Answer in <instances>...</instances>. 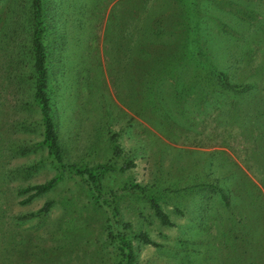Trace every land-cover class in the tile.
<instances>
[{
	"label": "rangeland",
	"instance_id": "obj_1",
	"mask_svg": "<svg viewBox=\"0 0 264 264\" xmlns=\"http://www.w3.org/2000/svg\"><path fill=\"white\" fill-rule=\"evenodd\" d=\"M28 1L0 0V264H115L110 232L129 236L130 264H264V177L254 159L264 148L238 137L237 123L207 117L239 97L253 98L252 107L264 103V73L250 70L264 64V0H170L181 13L185 2L186 14L173 27L166 23L167 32L150 28L145 64L151 55V66L136 70L105 52L103 28L116 0H107L96 20L71 26L80 34L96 26L91 50L78 45L67 53L51 12L47 64L60 143L67 162L114 166L101 177L102 204L77 174L57 170L40 143ZM65 3L68 28L77 9ZM155 14L148 15L155 20ZM219 72L225 81H217ZM203 84L207 94H197ZM180 91L182 104L168 101ZM113 133L118 155L111 151ZM126 161L133 166L120 169ZM57 175L51 189L21 202L28 192L20 188ZM131 184L152 193L173 224L161 223ZM218 187L229 194V206ZM48 200L50 208L40 211ZM139 232L157 245L143 243Z\"/></svg>",
	"mask_w": 264,
	"mask_h": 264
},
{
	"label": "trees",
	"instance_id": "obj_2",
	"mask_svg": "<svg viewBox=\"0 0 264 264\" xmlns=\"http://www.w3.org/2000/svg\"><path fill=\"white\" fill-rule=\"evenodd\" d=\"M107 0H72L74 3V8L77 9V12L70 14L69 20L70 25L67 28L65 25V10L67 5L65 0H55V7L50 8L49 2L47 0H29L27 5L28 13V31L30 36V54H31V72L33 77L32 82V99L39 111V123L42 128V139L40 143L46 148L50 163L56 167L57 170L69 169L77 174L82 182L87 186L89 192L92 194L94 201L98 204L103 202L100 200V193L102 192L101 186V177L107 170L115 169L113 165H110L108 162L96 163L93 165H87L79 162H67L64 158V149L60 143L57 122L55 120V113L53 112V106L51 103L50 91H49V69H48V51L46 46L47 33L48 29L52 27L51 25V12L56 11L58 15L57 22L55 27L59 31L63 41H67V53L68 49L72 52L75 51V48L79 45L82 50L93 47L94 34H96V26L89 27L87 29H82L83 34H80L77 31L71 33L72 25H85L86 20L92 21L96 20L98 16H101L103 13V6L107 3ZM163 3L156 5L154 8H150L155 2L158 3V0H155L154 3L148 0H116L113 3L109 10L105 20L103 28V40L104 46L106 47L105 52L109 58H116L120 56L121 60L126 58V64L129 67L136 69L144 68L145 66H151V61L153 57L150 55L146 60L145 58L150 53V49L147 48L146 42L150 40L151 30L155 32L164 33L172 28H168L166 23H170V26L173 27L178 19L186 14V8L184 7L185 2L182 4V13L178 5L170 4V0H161ZM202 0H198V2ZM165 6V8H162ZM143 13L147 17L141 19L138 17V14ZM157 13L156 19L152 20L148 14ZM86 13V19L84 16ZM166 15V16H163ZM205 16V15H204ZM83 19V22L81 20ZM58 20L60 23H58ZM164 24L166 26H164ZM173 25V26H172ZM75 37H79L80 40L76 41ZM123 52V54H121ZM92 57V56H91ZM264 60V59H263ZM110 63L107 64L108 68L111 66ZM150 61V62H149ZM250 70L257 71L258 69L264 73V64L258 65L254 63L251 65ZM223 72H219L217 75V81H225L223 77ZM212 78V77H211ZM203 80V79H202ZM207 81H210L209 79ZM192 84V82H190ZM191 86V85H190ZM215 85H212V88H215ZM236 87H239L236 85ZM187 88H184L187 91ZM197 94H207L208 87L204 84L201 88L196 90ZM184 91L177 92V94L172 96V101L168 99L169 102L174 104H182L181 101L184 100L185 96ZM199 96V95H198ZM245 100L243 97H239L236 100L232 101H223L217 105L214 112H209L210 115L207 117H212L216 120V123L222 122V119L229 120L230 123H237L236 126L238 129H241L238 133V137L242 139L249 138V141H256L258 145L264 148V126L261 124L260 118H264V103H258L255 107H252L248 102L253 100L249 98L245 100L244 107L242 108L240 104ZM226 104L223 107V105ZM206 113V112H205ZM190 118V117H189ZM184 122V121H183ZM258 122V123H256ZM249 124L252 127L249 129ZM246 127V128H245ZM237 137V138H238ZM259 141L262 142L259 144ZM256 143V144H257ZM110 144L112 155H118L120 152V147L116 142V134L110 136ZM258 151V150H255ZM264 149L260 150V155H254V159L257 164L261 166L259 171L263 174L264 177ZM132 161H126L121 166L120 169H125L133 166ZM60 175L53 176L45 181L28 184L23 188L18 190V193L28 194L21 200L22 203L30 201L33 197L40 195L49 189H51L56 182L58 181ZM131 187L139 190L144 193L147 197L148 202L152 209L154 210L155 215L159 218L161 223L165 225H172L173 222L169 218L168 214L160 207L157 203L154 195L152 193H147L146 189L140 187L138 184H131ZM217 187V186H216ZM219 188V187H218ZM219 195L224 201L225 206H229L230 198L227 192H224L223 188H219ZM240 194V193H239ZM105 201V200H104ZM52 204L51 200L46 201L43 206L40 208V211L46 212ZM262 207V206H260ZM235 216L240 214L238 221L241 222L242 214L241 212L232 211ZM249 222V220L247 221ZM244 225V223H243ZM261 225V223H260ZM112 233V239L116 243L118 251V259L115 264H130L134 258L133 246L129 236L125 233ZM143 243H150L157 245L153 240H151L145 232H139L135 235Z\"/></svg>",
	"mask_w": 264,
	"mask_h": 264
}]
</instances>
